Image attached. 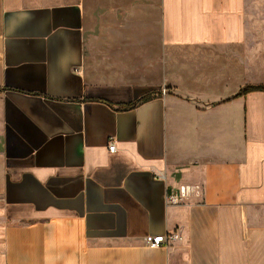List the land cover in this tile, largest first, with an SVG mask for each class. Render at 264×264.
Here are the masks:
<instances>
[{
	"label": "crops",
	"instance_id": "obj_1",
	"mask_svg": "<svg viewBox=\"0 0 264 264\" xmlns=\"http://www.w3.org/2000/svg\"><path fill=\"white\" fill-rule=\"evenodd\" d=\"M245 7L0 0V264H264Z\"/></svg>",
	"mask_w": 264,
	"mask_h": 264
},
{
	"label": "rangeland",
	"instance_id": "obj_2",
	"mask_svg": "<svg viewBox=\"0 0 264 264\" xmlns=\"http://www.w3.org/2000/svg\"><path fill=\"white\" fill-rule=\"evenodd\" d=\"M245 12L250 23V47L252 77L258 78L259 62H264V49L261 47V30L264 29V0H246Z\"/></svg>",
	"mask_w": 264,
	"mask_h": 264
},
{
	"label": "built area",
	"instance_id": "obj_3",
	"mask_svg": "<svg viewBox=\"0 0 264 264\" xmlns=\"http://www.w3.org/2000/svg\"><path fill=\"white\" fill-rule=\"evenodd\" d=\"M167 93V89H162V94L165 95ZM109 151L115 152L116 151V144L114 141L109 143ZM191 193V187L186 185L182 186L179 189L172 191L169 200L171 203H179L183 198H187L188 195ZM173 239V235H164V236H148L146 237L145 241L146 244L150 247H159L163 245H167L170 240Z\"/></svg>",
	"mask_w": 264,
	"mask_h": 264
},
{
	"label": "trees",
	"instance_id": "obj_4",
	"mask_svg": "<svg viewBox=\"0 0 264 264\" xmlns=\"http://www.w3.org/2000/svg\"><path fill=\"white\" fill-rule=\"evenodd\" d=\"M253 90H264V86H248L245 88L244 92H249Z\"/></svg>",
	"mask_w": 264,
	"mask_h": 264
}]
</instances>
